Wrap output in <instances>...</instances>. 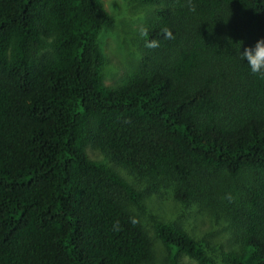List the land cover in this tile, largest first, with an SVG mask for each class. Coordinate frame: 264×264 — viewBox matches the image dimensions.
Listing matches in <instances>:
<instances>
[{"label": "trees", "instance_id": "16d2710c", "mask_svg": "<svg viewBox=\"0 0 264 264\" xmlns=\"http://www.w3.org/2000/svg\"><path fill=\"white\" fill-rule=\"evenodd\" d=\"M140 1L138 61L106 85L102 0H0V264H153L146 189L230 229L223 246L150 216L168 264H264V75L236 54L264 0Z\"/></svg>", "mask_w": 264, "mask_h": 264}, {"label": "rangeland", "instance_id": "374dc122", "mask_svg": "<svg viewBox=\"0 0 264 264\" xmlns=\"http://www.w3.org/2000/svg\"><path fill=\"white\" fill-rule=\"evenodd\" d=\"M104 7L113 17V23L104 27L99 35V45L104 55L102 68L103 82L106 85L120 83L123 78L132 75L142 45L143 26L148 20V10L140 0H102ZM89 156L103 160L95 149L88 148ZM115 167L128 181L145 187V182L135 178L123 167L105 159ZM149 234L153 237V264H168L162 242L154 238L150 216L169 222H177L190 234L211 244L227 246L231 240L230 229L222 221L216 222L209 212L196 204L183 205L177 201L171 191L154 192L144 190L139 207L131 206ZM180 264H196L187 256L180 258Z\"/></svg>", "mask_w": 264, "mask_h": 264}, {"label": "clouds", "instance_id": "9594fccd", "mask_svg": "<svg viewBox=\"0 0 264 264\" xmlns=\"http://www.w3.org/2000/svg\"><path fill=\"white\" fill-rule=\"evenodd\" d=\"M165 35L170 36L167 31H165ZM241 43L242 41H240L236 50L237 58L247 65L251 74L264 75V38H257L252 45H245L243 50H241ZM156 46L155 41L148 44V47Z\"/></svg>", "mask_w": 264, "mask_h": 264}]
</instances>
